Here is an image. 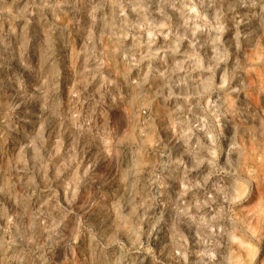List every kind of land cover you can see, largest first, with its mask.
Listing matches in <instances>:
<instances>
[{
	"label": "clouds",
	"instance_id": "9594fccd",
	"mask_svg": "<svg viewBox=\"0 0 264 264\" xmlns=\"http://www.w3.org/2000/svg\"><path fill=\"white\" fill-rule=\"evenodd\" d=\"M19 15V32L0 23V91L19 100L3 123L14 130L11 114L31 101L39 127L7 165L0 155V264H162L151 247L162 235L188 264L183 229L198 264H251L264 241L252 223L264 214V110L244 77L257 64L239 57L264 35V0H28ZM73 39L85 41L79 68ZM118 59L117 76L107 62ZM82 190L92 194L73 213L61 199L74 205Z\"/></svg>",
	"mask_w": 264,
	"mask_h": 264
},
{
	"label": "rangeland",
	"instance_id": "374dc122",
	"mask_svg": "<svg viewBox=\"0 0 264 264\" xmlns=\"http://www.w3.org/2000/svg\"><path fill=\"white\" fill-rule=\"evenodd\" d=\"M28 0H6V4L4 5L8 9H10V13L6 12L0 15V23L3 24V30L5 33L9 31L10 27H15L17 31L19 32L23 26L27 23V20L24 19L22 16L19 15L21 10L25 7ZM227 6V5H226ZM130 16L133 15L129 13ZM175 19V17H174ZM84 20L81 18V23L83 24ZM71 24L72 21H69ZM244 25H241V31H243ZM234 35L232 23L229 22L228 24V31L224 34V41L227 43ZM85 41L83 39L76 40L73 39L72 43V49L71 54H80V61L75 64V67H80V62L83 60V53L81 52V49L84 47ZM132 43L131 39L127 41V45L130 46ZM164 43L163 37H160L158 39V44L162 45ZM111 45L108 42H105V44L102 46V50H110ZM188 48V41L184 42V45L182 47V51ZM207 54L208 56H211V48L210 46L207 48ZM201 55H204V51L201 52ZM245 55H247L250 59L248 60L249 65L252 64L253 60L256 62V67H248L247 70L244 72V77L246 78V83L250 84L252 87L248 91V99L251 102V105L253 108L257 110H264V67H261V65H264V35H261L259 37V45L258 47H245L241 49V54L239 57L240 62L243 64L245 62ZM208 57L206 56V59ZM109 65V69L112 70L113 75H119L120 69H119V59L116 61L115 67H113L112 62H107ZM14 68H19V65L14 62L13 64ZM3 73L0 72V76H2ZM132 77L136 78L137 72L134 70L132 72ZM217 83L220 82V72H217ZM16 92L11 88H5L2 91H0V127H3L7 132L8 135L6 138H0V145L3 146V153L0 154L3 156L4 163L7 165L9 162H11L13 159L19 156L20 148L23 147V144L25 141V133H33L35 130L38 129L39 124L37 123V119L32 118V114H36V118L39 116V105L35 104L34 102L29 101L27 104H20V107L15 110L14 113L11 114V119L13 121V129L9 130L7 129V124L3 123L5 119V115L7 114V105L11 102L19 103V100L15 99ZM213 99H216L215 96L212 97ZM244 99L243 93L241 94L240 100ZM240 100H237V105L239 106ZM154 106H159V101H154ZM33 119L32 124H26V119ZM243 128H251V123L243 124ZM248 142L251 144V137H246ZM175 156V152L173 153ZM85 160L87 161V157H85ZM187 162V160H186ZM191 166V165H189ZM101 176L104 175V171L100 170L99 173ZM190 179H199V177L196 176V173H192V175L189 177ZM55 187V185H53ZM176 191H179L178 184L176 186ZM256 192L258 193L259 199L264 200V187H261L257 185ZM92 194L91 190L87 192H83L82 195L83 199H78L77 203L74 205H68L63 199H61V203L65 204L66 207H69L70 210L75 213L77 211H82L84 208V201L89 198V196ZM192 193H189L187 200H191ZM108 196V193L105 192L104 198L106 199ZM245 214L247 215V209L245 210ZM89 215H92L89 213ZM93 220H95V216H93ZM262 221H264V214H256L255 218L252 219V223L254 226H264L262 224ZM185 235L188 237V248H189V256H188V264H198V257L195 255L197 251L200 250L199 245L196 243V237H195V231H188L187 229H183ZM163 241L164 243H167L169 247L167 249L163 248V244L161 243ZM125 244H127V241H124ZM147 246V245H146ZM151 247L153 252L156 254L157 260L162 261V264H184V261L180 259L179 257L175 256L171 249V238L170 236L168 238H165L163 235L160 238V241H157L155 237H153V241L151 243ZM254 247L257 248L256 252V258L255 260L251 261V264H264V241L259 242L258 244L254 245ZM163 251V255H162ZM146 255V258H145ZM141 255L140 259L143 260L144 264H153L152 256L151 255ZM242 255L247 258L251 255L248 251H242Z\"/></svg>",
	"mask_w": 264,
	"mask_h": 264
}]
</instances>
